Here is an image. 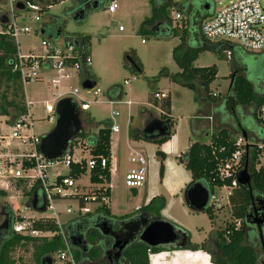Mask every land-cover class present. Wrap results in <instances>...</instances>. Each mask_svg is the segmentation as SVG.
<instances>
[{
  "label": "rangeland",
  "instance_id": "1",
  "mask_svg": "<svg viewBox=\"0 0 264 264\" xmlns=\"http://www.w3.org/2000/svg\"><path fill=\"white\" fill-rule=\"evenodd\" d=\"M25 2L23 0H17ZM47 8L40 14V21L37 23L30 22V12H17L21 15L17 19L18 26H27L31 32L27 35L20 36L18 39L19 48L22 52H27L33 48L35 54H42L43 48L40 46L41 37L37 31L45 26L49 30H60L64 35H87L90 37L88 53L90 55V71L95 75V86L90 92L81 89L79 79L76 75H72L67 80L61 81L60 85L64 91H72L76 89L78 94L72 97L73 103L79 105L78 100L81 98L90 103L88 112L81 113V124L83 132H96V125L101 127L107 121L113 123L118 128V134L114 136V171L111 174V200L109 207L115 216L127 219L137 216L135 208H140L154 196H162L165 200L164 208L160 214V220L165 221L173 226L177 231L184 229L192 243L202 241V238H208L209 231L212 229L221 230L225 224L230 223L229 207L227 205V194L229 190L226 187L214 189L213 202L219 207L214 213L213 225H210L204 213H192L182 202L185 187L192 182L190 174L185 170L179 162L181 153L183 154L187 148L189 140L201 143L207 142L203 136H194L195 132L202 131L205 128L206 121H200L201 114L208 115L215 113V110H222L224 106L217 109L213 107L214 103L208 102L204 90L196 83L197 91L194 92L177 83L170 82L166 79L154 81L155 76L162 68L167 69L170 73L175 74L179 70L172 60L171 53L175 46L180 43L178 37H172L164 40H156L154 38H143L138 34V28L141 22L150 17L151 4L149 0H114L117 9L113 13H108L106 8L91 9L86 11L80 20H75V12L71 8H76L75 0H65L59 4H53L49 0H43ZM180 1V0H179ZM209 1V0H208ZM236 0H217L211 4V10H219ZM39 6V5H38ZM37 6V7H38ZM41 7V6H39ZM10 10L7 0L0 2V34L6 31L5 25L2 23V17ZM71 10V11H70ZM80 12V11H79ZM176 8L166 10V16L172 20ZM35 15V14H34ZM171 20V21H172ZM122 28L123 32L118 29ZM47 40V39H46ZM52 45L56 42L48 40ZM194 45V44H193ZM133 52L142 65L143 74L135 77L130 71L124 67L127 53ZM259 54V53H258ZM240 63L244 65L248 71V80L255 83L256 76V55L252 53L238 54ZM194 67L205 68L215 66L217 76L215 81L209 86L210 93L215 96L219 95L223 99L228 91L229 79L227 78L231 70L234 69V62L226 57V52L219 55L210 51L199 54L193 63ZM127 84L124 85V82ZM113 86H120L124 92L121 100L111 101L108 90ZM3 88L1 87L0 90ZM98 89L99 93L94 97V90ZM52 90L45 83H28L24 86L23 92L28 100H31L33 106L30 110L33 115L35 131L37 134H47L53 128L42 118L45 116L43 100H50ZM160 91L166 94L170 99V115L172 119V135L170 139L158 147L155 144L143 140L132 141L129 132L135 126H140L139 113L147 110L152 114H158L159 110L153 105L148 104L153 99V94ZM117 92V91H116ZM113 92L114 94L116 93ZM10 93H8V98ZM130 101L131 105L124 102ZM222 101V100H221ZM223 102V101H222ZM212 106V107H210ZM112 111L117 113L116 116L111 114ZM236 114V122L246 131V139L248 145H258V139L261 137V129L255 123L252 113V107H234ZM215 120H217L215 118ZM4 122L0 119L1 131L9 132ZM93 127V128H92ZM231 129L232 124L226 126ZM230 127V128H228ZM218 125L214 124V131H217ZM208 131V130H207ZM208 133H212L208 132ZM238 140L242 138L239 132L232 136ZM156 151H162L165 155L163 164V175L159 177V165L161 160L155 156ZM136 152L144 157L147 162V174L145 184L137 190L136 197L131 198L129 189L125 186L124 176L130 167L126 161L128 154ZM75 154H83L87 156L85 149L77 147L74 149ZM264 166V154L258 158L256 168ZM11 187L6 192V197L0 199L1 206L15 208L21 216L39 218V214L30 210L27 203L30 197L26 194L27 190L24 186L18 185L17 182L11 183ZM10 184V185H11ZM13 197L14 200L9 203L8 198ZM29 205V204H28ZM65 203H59L56 209L61 212ZM43 216L52 217L51 212L43 213ZM1 219V218H0ZM72 215L58 216V222L61 227L66 226L72 221ZM1 222V221H0ZM18 226V224H16ZM24 227L23 224L20 225ZM179 227V228H178ZM91 237L90 239H92ZM179 241L173 247L174 251L182 250L179 248ZM213 247V246H212ZM259 257V263L263 264V256L260 246L255 244ZM211 250V245L209 246ZM155 254V253H151ZM13 259L18 262L32 264V252L28 248H16L12 254ZM155 259L158 256L152 257ZM151 258V259H152ZM194 261V260H193ZM197 261V262H196ZM195 264H210L209 257L195 260ZM158 263V262H156Z\"/></svg>",
  "mask_w": 264,
  "mask_h": 264
},
{
  "label": "trees",
  "instance_id": "2",
  "mask_svg": "<svg viewBox=\"0 0 264 264\" xmlns=\"http://www.w3.org/2000/svg\"><path fill=\"white\" fill-rule=\"evenodd\" d=\"M3 0H0L2 2ZM17 1V0H16ZM22 12H27L26 6L35 5L39 7V13H43L46 7L43 0H23ZM54 5L64 2L65 0H49ZM96 2V9L105 8L111 0H76V8H71L74 12H79L83 9L86 3L92 5ZM151 4L150 17L143 20L138 28V34L143 38H154L156 40H164L172 37H178L180 43L172 50L171 57L178 68L175 74L170 73L167 69L162 68L155 76L154 81L159 79H166L170 82L177 83L194 92L197 91L196 83H198L205 92L208 102L216 103L221 99L219 95L213 96L209 91V86L215 81L217 69L215 66L197 68L193 66L197 56L205 51H210L216 55L222 52H228L230 59L236 63L237 67L231 70L228 78H231L234 73L235 76L229 89L222 100L226 102H233L241 107H252L254 112L252 114L255 123L261 129V137L258 139V144L248 145L243 147L246 149L241 159V169L245 164L248 165V173L250 176V189L252 192L264 196V166L256 168L258 158L264 154V120L256 117L255 111L258 109L264 100V52L256 55L257 70L255 83L248 80V71L244 65L240 63L238 54H248L241 50L234 44L225 41L211 43L204 41L200 35V23L210 14V3L208 0H149ZM208 10H205L206 6ZM176 8L180 19H169L165 12L168 9ZM70 10V11H71ZM80 16V14H78ZM82 18V17H81ZM79 20V18L77 19ZM172 20V21H171ZM6 27V22L1 19ZM42 30V39L57 40L63 38L65 47L71 46L73 50L88 52L90 37L87 35H64L60 30ZM194 44V45H193ZM17 53V45L8 32L0 34V116L7 117V124L13 123L16 117L25 114L26 109L24 105V92L23 86L20 82V76L17 70H14L15 56ZM126 60L131 61L132 64H125L132 75L135 77L143 74L142 65L133 52L126 56ZM83 77L90 80L95 86V78L89 69L81 72ZM116 92L115 94L113 92ZM8 93L10 97L8 98ZM110 102L119 101L123 95V90L120 86H113L108 90ZM113 95V97H111ZM117 97V98H116ZM155 107L164 113L161 119L169 121L170 128H172V119L169 117L170 101L166 96L164 99L149 100ZM111 124L109 121L105 122L103 126L97 128L96 134L89 132H82L68 145V151L71 153L75 147L82 146L89 154L96 158L110 156V133ZM240 132H246L244 128L239 125ZM130 137L133 136V130L129 132ZM169 137L148 140V142L155 145H162L168 141ZM236 140L232 138L230 132L226 128H221L217 133L209 138L208 144L198 141L190 143L186 152L181 154L179 162L182 164L186 171L191 175L192 182L203 183L212 198L215 188L231 187L232 182L236 178L233 174L229 178L220 179L217 175V169L222 165L236 150ZM156 156L161 160L159 165V177L163 175L164 154L156 152ZM109 166V164H108ZM78 171V170H77ZM76 171V172H77ZM106 178L109 174L106 171L102 172ZM91 181L96 183L98 178L96 174L91 175ZM231 194L227 197L229 204V213L232 221L225 228L216 230L214 232V240L219 247L220 257L212 258L215 264H257L258 257L254 251L244 246L242 229L235 228V222L244 220L245 206L249 202V190L247 187H241L236 184L235 188L231 189ZM38 194L36 188H32L24 195L32 196L33 193ZM39 195V194H38ZM109 195V194H108ZM6 197L5 192L0 191V199ZM165 200L163 197L152 198L147 205L141 207L145 218L160 219V212L164 208ZM208 219L212 221L213 211L208 207L204 212ZM1 215L4 219H0V225L5 220L6 226L0 229V264H26L24 262L15 261L12 257L16 248H30L32 252V264H40L44 257H52L57 252L63 249L62 237L59 234V229L56 223L50 219L28 220L26 230L41 231L53 233L51 238L36 239L28 236H22L15 231L16 224H22L25 221L14 214L11 208L1 206ZM110 213L107 206H102L91 215H86L81 218L73 219L66 226L62 228L63 235L68 242L70 249L74 252L76 264L87 263V261H97L102 258L103 253L111 246L110 239L98 240V234L95 229H99L102 222H107L110 219ZM185 239L184 245L179 249H187L191 251L203 250L206 251V244L199 245L189 243L186 233L181 232ZM86 236V237H85ZM93 237L92 239H90ZM71 238L77 243L78 246L73 247ZM90 242V244H86ZM87 245V246H86ZM82 246L86 247V252L81 253ZM168 247V248H166ZM173 245L164 247L148 248L137 240L129 243V245L122 252L123 264H148V253H157L164 249H170ZM90 250L92 252L89 254Z\"/></svg>",
  "mask_w": 264,
  "mask_h": 264
},
{
  "label": "built area",
  "instance_id": "3",
  "mask_svg": "<svg viewBox=\"0 0 264 264\" xmlns=\"http://www.w3.org/2000/svg\"><path fill=\"white\" fill-rule=\"evenodd\" d=\"M211 4L214 1L209 0ZM10 10L4 15L6 22V32H8L17 45L14 70H17L20 76L22 86L28 83H45L52 90L50 101L43 100L45 116L42 118L48 124L54 126L56 121L55 104L63 98H71L78 94L76 89L70 91L62 90L59 86L61 81L67 80L72 75L82 82L88 80L81 74L82 71L90 69V55L85 50L81 52L73 50L71 46L51 44L48 40L41 39L40 46L44 52L35 54L32 49L22 52L18 47L20 36L27 35L31 29L27 26H18L17 19L22 17L17 12H22L16 8V0H7ZM27 12L33 13L29 16L30 22L40 21L39 7L27 5ZM117 9V4L111 0L106 6L108 13H113ZM23 13V12H22ZM35 14V15H34ZM178 13L174 14V20H179ZM119 31L122 28L119 27ZM39 35V30L37 31ZM200 35L204 41L216 43L225 41L236 45L241 50L258 54L264 52V0H236L227 6L215 10L213 9L200 23ZM226 57L230 59V54L226 52ZM127 81L124 82V85ZM82 89V88H81ZM92 90V89H91ZM90 92L89 90H85ZM99 90H94L95 97ZM167 95L160 92L153 94V99L161 100ZM73 102V100H72ZM79 105L75 104L80 113L88 112L90 103L83 99L78 100ZM32 101L24 99L25 114L15 118L7 134L0 133V181L5 187L11 183L21 182L26 190L36 188L41 192L45 203V212H51L52 217L39 214V218H22L25 222L18 226L15 225L16 233L22 236H28L36 239L51 238L53 233L41 231L26 230L25 224L28 220L50 219L53 220L62 237L63 249L53 255L51 264H76L74 252L70 249L67 240L63 235V230L58 222V216L72 215L74 219L93 214L96 209L107 206L109 202L110 190V156H98L93 158L87 149V156L79 153L75 156L69 152L68 148L63 156L56 160H46L38 151L40 138L45 134H37L33 115L30 107ZM111 104V102H110ZM129 104L128 102L126 103ZM116 116L117 113L112 111ZM256 117L264 120V100L256 110ZM112 133H117L118 128L111 123ZM247 141L243 138L236 140V150L231 156L218 167L217 175L220 179L229 178L233 174L239 173L241 169V159L246 151L243 149ZM130 168L124 176L125 186L131 190L142 188L145 184L147 174V162L142 156H134L128 159ZM109 164V166H108ZM78 170V171H77ZM109 177L106 178L102 172L106 171ZM77 171V172H76ZM96 174L98 182L91 181V175ZM236 178L231 187H226L229 191L236 186ZM219 189V188H216ZM229 194V192H228ZM227 194V196H228ZM214 197V196H213ZM212 197V200H213ZM65 203L60 211L56 209L57 204ZM139 208H136L138 210ZM16 215V213L14 212ZM29 222V221H28Z\"/></svg>",
  "mask_w": 264,
  "mask_h": 264
},
{
  "label": "water",
  "instance_id": "4",
  "mask_svg": "<svg viewBox=\"0 0 264 264\" xmlns=\"http://www.w3.org/2000/svg\"><path fill=\"white\" fill-rule=\"evenodd\" d=\"M16 8L22 10V3H17ZM91 9H96V2L83 8L80 12H76V14H74L75 20ZM208 9L209 6L207 5L205 10ZM77 13H79L80 16H78ZM2 19H4V16ZM128 62L132 64L131 61ZM234 76L235 74L233 73L230 78V85ZM93 87L94 84L88 80L81 84L83 90H91ZM55 115L56 121L53 128L40 138L38 144V151L46 160L61 158L67 150L69 143L83 132L81 113L75 103L72 102L71 98H63L55 104ZM136 133L138 137L145 141L156 140L170 137L171 128L169 121L153 117L146 121L142 129L137 130ZM242 136L244 140H247L245 132H243ZM236 182L240 186H249L250 176L247 170V164H245L242 170L237 174ZM129 193L131 197H135L137 192L131 189ZM209 196L208 189L203 186L201 182H191L184 189L183 202L191 212L204 213L208 207ZM30 210L38 214L44 213L45 203L42 195L38 198L37 193L33 194L30 200ZM129 221L135 225V228L134 230H129L128 235H125L126 229L120 227L118 230H112L107 226V222H102L99 228L104 235L110 236L112 240L111 249L106 250L101 259L94 262L87 261V263L82 264H103L106 257H108L111 252H114L115 257L122 256L123 250L134 240L139 241L148 248L172 246L178 243V241L180 247L185 243V239L180 231L175 230L172 225L160 219H148L139 215L131 218ZM5 226L6 221L4 220L0 225V229ZM78 242L76 243L74 239L71 238L73 247H77ZM51 261L50 257H44L41 259L40 264H51Z\"/></svg>",
  "mask_w": 264,
  "mask_h": 264
},
{
  "label": "crops",
  "instance_id": "5",
  "mask_svg": "<svg viewBox=\"0 0 264 264\" xmlns=\"http://www.w3.org/2000/svg\"><path fill=\"white\" fill-rule=\"evenodd\" d=\"M174 1H179V0H174ZM75 2H76V0H75ZM110 2V1H109ZM106 8V7H105ZM75 14H76V12H75ZM77 14H79V13H77ZM79 18V20L80 19H82L81 18V16L80 17H77L76 18V20ZM41 29H45V26H42L40 29H39V36L41 37L42 36V30ZM120 32H123V30L122 31H120ZM41 39H42V37H41ZM47 40H50V37H47L46 38ZM55 44H57L58 46L59 45H64V43H63V38H59V39H57V40H55ZM19 48V47H18ZM20 49V48H19ZM30 49H32L33 51H34V49L33 48H30ZM21 50V49H20ZM34 53H35V51H34ZM39 54V53H38ZM130 53H127V55H129ZM126 55V56H127ZM127 62H128V60H127ZM125 64H127V63H125ZM128 64H129V62H128ZM127 64V65H128ZM237 67V65H236V63H234V69ZM91 72V71H90ZM92 73V72H91ZM231 73V72H230ZM93 74V73H92ZM230 75V74H229ZM228 75V76H229ZM93 76H94V78H95V75L93 74ZM217 76V75H216ZM228 78V77H227ZM229 79V86H230V78H228ZM79 82H80V80H79ZM80 86H81V82H80ZM23 88H24V86H23ZM228 89H229V87H228ZM62 90H63V88H62ZM156 92H160V91H156ZM161 93V92H160ZM123 94H124V92H123ZM123 96V95H122ZM122 96H121V98H122ZM111 97H113V95H111ZM117 98V97H116ZM121 98H120V100H121ZM24 99L26 100V101H31V100H28L27 98H26V96H25V93H24ZM222 100V99H221ZM219 101V102H216V103H214V105H212L213 107H215L216 109L218 108V107H220V106H224V109H222V110H218V111H216L215 110V113H212L211 112V114H208V115H203V114H201L200 115V117H202V118H199L200 119V121H202V120H204V121H206V125H205V128H207V129H203L202 127L200 128L202 131H200L199 130V132H195L194 130L192 131L193 132V135L194 136H198V137H200V136H203L206 140H207V142H204L205 144H208V142H209V138H210V136L211 135H213V134H215V133H217L221 128H226L227 129V125L229 124V126H230V124H232V127H231V129L233 130V132L234 133H232L231 132V130H229L228 129V131L230 132V134H231V136H234V134L236 133H238L239 132V135L241 136V137H243L242 135H243V132H240V131H238L239 130V123L238 122H236V114H235V111H234V107L236 108V107H241V106H238V105H236V104H234L233 102H226V100H222V101ZM47 101V100H46ZM48 101H50V100H48ZM159 101V100H158ZM169 101H170V99H169ZM129 103L128 104V106L129 105H131L132 103L130 102V101H126V102H124L125 104L126 103ZM113 102H111V104H112ZM148 104H150V105H153L150 101H149V103ZM127 105V104H126ZM154 106V105H153ZM212 106H210V107H212ZM155 107V106H154ZM155 108H157L158 110H159V112H158V114H152V113H150L149 111H147V110H143L141 113H139V119H140V126H135L133 129H131V130H133V136H131L130 137V134H129V137H130V139L132 140V141H136V140H143L142 138H140V137H138L137 136V133H136V131L137 130H140V129H142V127H143V125L145 124V122L146 121H148L150 118H153V117H156V118H158V119H160V120H162L161 119V116L162 115H164V113L159 109V107H155ZM254 112V111H253ZM255 113H256V111H255ZM253 114V113H252ZM169 116H171L170 115V110H169ZM215 118L217 119V120H215ZM0 119H2V121L4 122V124L3 125H6L7 127H8V129H9V127L11 126V124L12 123H9V124H7V117H5V116H0ZM215 123H217V125H218V130L217 131H214L213 132V129H214V124ZM241 126H242V124H241ZM93 128V127H92ZM97 128H98V126L96 125V132H97ZM228 128H230V127H228ZM172 129V128H171ZM245 129V128H244ZM208 130V131H207ZM212 131V133H208V132H211ZM36 132V131H35ZM96 132H94V133H91V132H89L90 134H96ZM0 133H4V134H7L8 132H3V131H1V127H0ZM246 133V132H245ZM118 134V132L117 133H110V183H111V174L113 173V171H114V158H113V152H114V136L115 135H117ZM41 135V134H40ZM171 135H172V132H171ZM171 137V136H170ZM170 137H169V139H170ZM168 139V140H169ZM143 141H145V140H143ZM247 141V140H246ZM146 142H148V141H146ZM167 142V141H166ZM165 142V143H166ZM192 142H195V141H192V140H189V142H188V144H187V148H186V150L188 149V147H189V145H190V143H192ZM164 144V143H163ZM163 144L162 145H160V146H163ZM158 146V145H157ZM160 146H158V147H160ZM186 150H185V152H186ZM156 152H158V151H156ZM156 152H155V156H156ZM159 152H161V153H163L162 151H159ZM164 154V153H163ZM182 154V153H181ZM137 155H139V156H142V155H140L139 153H136V152H132V153H130V154H128V157H127V159H126V161L128 162V159L130 158V157H134V156H137ZM75 156L77 157L78 156V154H75ZM143 157V156H142ZM157 157V156H156ZM164 157H165V155H164ZM144 158V157H143ZM158 158V157H157ZM130 166V165H129ZM184 167V166H183ZM130 168V167H129ZM128 168V169H129ZM127 169V170H128ZM189 173V172H188ZM190 174V173H189ZM190 177H191V175H190ZM18 183V185H21V182H17ZM14 184V183H13ZM12 186V184L11 185H8L7 187H5V184H3L1 181H0V191H2V192H5V194H6V192L8 191V189H9V187L10 188H15V187H11ZM111 186H112V184H111ZM28 191V190H27ZM35 193V192H34ZM33 193V194H34ZM33 194H32V196H29L30 197V200L32 199V197H33ZM38 194H40L41 195V192L40 191H38ZM137 194H138V192L136 193V196H137ZM135 196V197H136ZM154 197H162V196H154ZM154 197H152V198H154ZM131 198H134V197H131ZM151 198V199H152ZM150 199V200H151ZM8 200H9V203L11 202V201H13L14 200V198L11 196V197H9L8 198ZM11 200V201H10ZM30 200H29V202L27 203V207L30 209ZM111 200V190H110V194H109V201ZM149 200V201H150ZM148 201V202H149ZM148 202H147V204H148ZM182 202H183V198H182ZM11 204V203H10ZM29 204V205H28ZM147 204H145V205H147ZM183 204H184V202H183ZM144 205V206H145ZM165 205V204H164ZM185 205V204H184ZM11 206H12V204H11ZM143 207V206H142ZM186 207V206H185ZM107 208H108V210H109V213H110V216H111V218H116V219H120V220H124V221H128V220H130V219H127L126 218V216H124V217H119V216H115L112 212H111V208L109 207V202H108V205H107ZM187 208V207H186ZM141 209V207L138 209V210H136V208L134 209L135 210V212H138V214H137V216H139V215H142L143 217H145V215H144V213H143V211L142 210H140ZM188 209V208H187ZM12 211L13 212H15L16 213V215L17 216H19V217H21V218H27V219H32V218H34L33 216L32 217H25V216H21L20 214H19V212L17 211V210H15V208H13L12 207ZM162 211V210H161ZM189 212H191L190 210H188ZM193 213V212H192ZM160 214H161V212H160ZM205 214V213H204ZM206 215V214H205ZM206 217H207V215H206ZM213 217H214V214H213ZM207 219H208V217H207ZM209 220V219H208ZM214 220V219H213ZM210 221L209 220V222H210V225H213V222L214 221ZM179 228V227H178ZM180 230H181V232H183L184 231V229H181L180 228ZM216 230L215 229H212V230H210L209 231V235H208V237L210 238L211 237V239H212V241H213V243H215V240H214V232H215ZM185 233H186V231H184ZM186 237H187V239H188V241H189V243H191V244H196V245H199V244H201V243H204V242H206V238H202V241H200V242H197V243H192V242H190V240H189V236H188V234L186 233ZM216 244V243H215ZM211 245V248H215V249H218L219 250V247L218 246H216V245ZM213 246V247H212ZM166 248H168V247H166ZM174 249H176L175 247H172V248H170V249H164V250H162V251H159V252H157V253H155V254H151V253H148V264H195L196 262H194L195 260H198V259H202V258H204V257H206V258H208L209 257V261H210V264H215L214 262H212V258H214V257H212V254H211V250L209 249V245L208 246H206V251H203V250H198V251H191V250H187V249H182V250H178V251H174ZM177 249H179V248H177ZM155 256H158V258L157 259H155L154 260V258H152V257H155ZM152 258V259H151ZM194 260V261H193ZM156 262H158V263H156Z\"/></svg>",
  "mask_w": 264,
  "mask_h": 264
},
{
  "label": "flooded vegetation",
  "instance_id": "6",
  "mask_svg": "<svg viewBox=\"0 0 264 264\" xmlns=\"http://www.w3.org/2000/svg\"><path fill=\"white\" fill-rule=\"evenodd\" d=\"M88 6H89V3H86L83 8L88 7ZM210 10H211V8H210ZM210 12H212V10ZM247 170H248V165H247ZM203 186H205V185L203 184ZM238 186H240V185L238 184ZM241 187H247L248 188V190H249V202L245 206V214H244L245 218H244V220L240 221V222H235L234 225H235L236 229H242V231L244 233V237H243L244 246L251 248L258 257V253H257L256 247H255V244L257 243L261 248L262 256L264 259V196L252 192L250 189V184H249V186H241ZM231 191L232 190L229 191L228 196L231 194ZM38 198H40V194L38 195ZM227 205L229 207L228 199H227ZM208 207H210L212 209L213 214H214L217 211L219 205L214 204L212 198L209 196ZM229 209H230V207H229ZM229 217H230V213H229ZM1 219H4V217L2 215H1ZM233 222L234 221H232V218L230 217V223L229 224H231ZM227 225L228 224H225V226L223 228H225ZM107 226L109 228H111L112 230L113 229L118 230L120 227L124 228L127 230L125 235L129 234V230H134V228H135V225L132 222H130L129 220L124 221V220H120V219H116V218L108 219L107 220ZM95 232L98 234V240L103 239V238L104 239L108 238V239H110L111 245H112V240H111L110 236L104 235L102 233V231L100 230V228L95 229ZM204 243L207 246L208 245L210 246V245H214L216 243V241H215V243H213L211 237L210 238L208 237L206 242H204ZM86 244L88 245V244H90V242H88ZM215 245L218 246L217 244H215ZM79 249H80V252L82 254L86 252L85 246H82ZM110 249H111V246H110V248H108V250H110ZM91 252H92V250H90L89 254ZM210 252L212 254V257H214V258L220 257V251L218 249L211 248ZM122 261L123 260H122L121 256L115 257L114 252H111L110 255L108 257H106V260L104 261L103 264H123ZM258 261H259V257H258ZM258 263L259 262H257V264ZM263 264H264V261H263Z\"/></svg>",
  "mask_w": 264,
  "mask_h": 264
}]
</instances>
